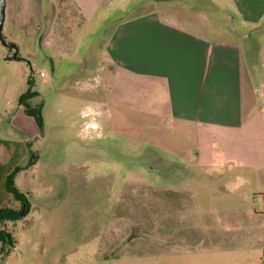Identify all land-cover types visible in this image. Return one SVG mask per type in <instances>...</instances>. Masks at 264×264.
Returning <instances> with one entry per match:
<instances>
[{
    "label": "rangeland",
    "instance_id": "374dc122",
    "mask_svg": "<svg viewBox=\"0 0 264 264\" xmlns=\"http://www.w3.org/2000/svg\"><path fill=\"white\" fill-rule=\"evenodd\" d=\"M5 1L0 208L20 205L5 188L17 168L15 186L28 207L20 219L4 225L15 249L2 261L0 255V264H195L198 258L202 264L206 258L213 264H258L256 255L231 251L234 233L226 230L238 223L220 216L222 193L211 192L215 204H209L210 192H196L208 195L194 207L195 214L211 210V220L189 221L172 206L154 207L160 212L153 217L148 209L126 203L130 195L150 193L145 187L133 193L132 182L170 189L197 182L196 174L176 161V152L196 145L194 134L152 127L146 112L116 109L107 102L112 26L142 12L145 0ZM227 15L212 17H224L238 29L237 20ZM257 28L248 32L254 51L264 48V21ZM251 57L262 62L260 53ZM28 91L34 93L28 104L40 109L42 125L20 105ZM162 194L170 200L178 195ZM163 211L167 216L161 218ZM160 235L170 239L161 242ZM113 253L119 258L107 263Z\"/></svg>",
    "mask_w": 264,
    "mask_h": 264
},
{
    "label": "crops",
    "instance_id": "0c3cea01",
    "mask_svg": "<svg viewBox=\"0 0 264 264\" xmlns=\"http://www.w3.org/2000/svg\"><path fill=\"white\" fill-rule=\"evenodd\" d=\"M141 5H146L142 12L112 26L107 102L146 112L152 127L194 134L196 145L176 152V161L196 174L197 182L180 189L132 182L133 193L143 187L150 193L130 195L126 203L148 209L153 217L160 212L154 207L172 206L189 221L211 220V210L195 214L194 207L208 195L196 192H210L209 204H215L211 192L222 193L220 216L238 223L227 226L235 239L231 251L256 255L264 264V48L254 51L248 45L249 29L264 21V0H145ZM226 14L237 20L238 29L224 17H212ZM259 53L260 64L250 59ZM158 192L178 195L154 197ZM169 237L159 236L161 242ZM106 258L109 263L119 256ZM195 264H202L199 258ZM203 264L213 263L206 258Z\"/></svg>",
    "mask_w": 264,
    "mask_h": 264
},
{
    "label": "trees",
    "instance_id": "16d2710c",
    "mask_svg": "<svg viewBox=\"0 0 264 264\" xmlns=\"http://www.w3.org/2000/svg\"><path fill=\"white\" fill-rule=\"evenodd\" d=\"M34 95L31 91H28L24 96H22L19 100L20 105L25 107L26 113L34 117L39 125H42V117L39 110H33L28 104V100ZM20 168H17L13 173L7 176L5 181V188L9 194L13 196V198L20 203L19 207L16 209L10 208L9 206H4L0 208V255L1 261L8 256L11 249H15V239L13 236L5 229V224L8 222H15L16 220L21 218L24 207H28V199L24 193H22L15 186V177ZM2 227V228H1ZM0 261V262H1Z\"/></svg>",
    "mask_w": 264,
    "mask_h": 264
},
{
    "label": "water",
    "instance_id": "95a60500",
    "mask_svg": "<svg viewBox=\"0 0 264 264\" xmlns=\"http://www.w3.org/2000/svg\"><path fill=\"white\" fill-rule=\"evenodd\" d=\"M0 4H1V15H0V40L3 44H6L4 39H3V35H2V30H3V24H4V19H5V8H6V1L5 0H0ZM13 50H14V54H13V58L16 59L17 58V49L16 47L12 46Z\"/></svg>",
    "mask_w": 264,
    "mask_h": 264
}]
</instances>
